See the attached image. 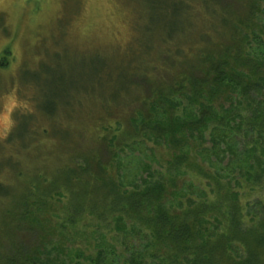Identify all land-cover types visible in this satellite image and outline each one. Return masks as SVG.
<instances>
[{
    "label": "trees",
    "instance_id": "1",
    "mask_svg": "<svg viewBox=\"0 0 264 264\" xmlns=\"http://www.w3.org/2000/svg\"><path fill=\"white\" fill-rule=\"evenodd\" d=\"M134 1L140 8L124 47L51 51L68 54L76 68L44 64V79L34 72L38 81H26L41 94L42 117L39 123L35 113L20 115L6 140L17 145L22 168L6 167L0 200L19 184L22 193L20 209L0 227V241L12 249L5 255L0 245L1 263L44 264L20 243L23 232L42 223L34 208L51 201L63 205L61 226L93 220L115 222L122 231L133 222L149 239L155 264H264V39L253 30L258 0ZM233 89L237 94L227 93ZM208 139L231 146L233 158L224 164L231 171L205 166L213 151ZM149 141L167 151L165 163L155 158L160 168L151 166V178L124 186L117 165ZM188 175L209 191L182 180ZM177 180L187 187H177ZM178 193L185 204L175 202ZM206 222L214 229L205 230ZM128 253L139 264L134 249ZM101 254L92 263L110 264Z\"/></svg>",
    "mask_w": 264,
    "mask_h": 264
},
{
    "label": "rangeland",
    "instance_id": "2",
    "mask_svg": "<svg viewBox=\"0 0 264 264\" xmlns=\"http://www.w3.org/2000/svg\"><path fill=\"white\" fill-rule=\"evenodd\" d=\"M257 3L255 17L259 18H256L257 25L253 30L260 32L264 39V0H258ZM137 7L140 8L134 0H0V178L9 179L10 172H7L6 167L11 164L13 171L22 168V163L16 161L15 157L18 154L17 145H6L7 137L21 118L19 116L35 113L41 122L42 113L36 102L41 94L32 84L38 81L31 77L32 74L35 72L39 78L44 75V79L45 74L41 71L44 64L58 67L65 65L68 70L76 68L75 61L69 60L68 54L54 55L51 52L57 49L78 47L83 53H109L119 45L124 47L132 37L131 23L136 18ZM69 56L73 58L74 55ZM85 70L88 72L89 67H85ZM42 79L40 86L44 85ZM28 80L32 83H26ZM64 80L69 85L68 71ZM84 85L87 86V83ZM97 90L95 98L100 99L102 88L98 86ZM227 93L233 96L237 94L234 89ZM61 97L58 100L60 102ZM153 144V141L146 142L143 147H136L132 159H121L117 174H120L124 186H137L144 178H151V166L160 168L157 158L165 163L167 151ZM206 144L213 151L205 160V166L212 169V165L216 164L221 166L219 172L231 171L232 167L227 169L229 165L224 167V164L229 163L228 159L233 158L231 146L222 141L216 145L210 139L206 140ZM235 145L243 148L241 143ZM112 170L116 175V169ZM182 180L195 181L202 190L209 191L205 182L192 175ZM177 181V187L188 185V182L184 184V181ZM14 187V190H9L13 192L11 196L0 200L1 232L12 220L10 212L21 207L20 184ZM179 195H176L178 198L175 202L177 205L179 201L185 204L186 198ZM193 197L196 200L198 194ZM34 211L42 223L34 231L23 232L20 244L26 246L25 250L36 253L44 264H93L99 252L102 253V261L106 258L111 261L110 264H131L127 259L129 249H134L139 264L156 263L151 258L152 245L149 239L139 234L133 222L127 221L122 231L117 229L115 222L101 224L93 220L83 221L78 226L69 223L61 226L64 208L60 202L50 201L48 206L34 208ZM211 223L214 224L212 220ZM212 224L206 222L203 227L213 230ZM0 245L7 249L5 255L12 251L9 241H0ZM235 249V255H243L242 249Z\"/></svg>",
    "mask_w": 264,
    "mask_h": 264
}]
</instances>
